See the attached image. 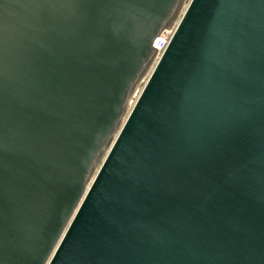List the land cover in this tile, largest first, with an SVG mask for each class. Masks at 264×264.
Masks as SVG:
<instances>
[{
    "label": "water",
    "instance_id": "water-1",
    "mask_svg": "<svg viewBox=\"0 0 264 264\" xmlns=\"http://www.w3.org/2000/svg\"><path fill=\"white\" fill-rule=\"evenodd\" d=\"M0 264H264V0H0Z\"/></svg>",
    "mask_w": 264,
    "mask_h": 264
},
{
    "label": "built area",
    "instance_id": "built-area-1",
    "mask_svg": "<svg viewBox=\"0 0 264 264\" xmlns=\"http://www.w3.org/2000/svg\"><path fill=\"white\" fill-rule=\"evenodd\" d=\"M176 25L173 27L164 30L155 40L154 46L157 49V60L161 57L163 52L168 46V43L170 42V39L172 38L174 31H175Z\"/></svg>",
    "mask_w": 264,
    "mask_h": 264
},
{
    "label": "bare ground",
    "instance_id": "bare-ground-1",
    "mask_svg": "<svg viewBox=\"0 0 264 264\" xmlns=\"http://www.w3.org/2000/svg\"><path fill=\"white\" fill-rule=\"evenodd\" d=\"M150 73V72H149ZM149 75V74H148ZM148 77V76H147ZM147 77H146V79H147ZM146 79L144 80V81H146ZM140 90H141V88H139L138 89V91H137V93H136V95H135V97L132 99V102H131V105H130V107L134 104V102H135V100H136V98L138 97V95H139V92H140Z\"/></svg>",
    "mask_w": 264,
    "mask_h": 264
}]
</instances>
